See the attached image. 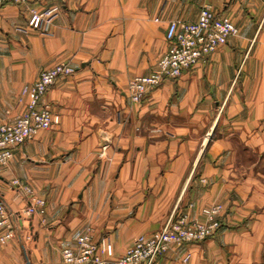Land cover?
<instances>
[{"label": "crops", "instance_id": "0c3cea01", "mask_svg": "<svg viewBox=\"0 0 264 264\" xmlns=\"http://www.w3.org/2000/svg\"><path fill=\"white\" fill-rule=\"evenodd\" d=\"M49 4L60 8L43 30L29 26L21 5L0 9V121L18 117L17 97L41 70L74 68L43 97L59 121L16 148L0 171V195L21 213L16 237L0 245V264H61L63 249L88 229L106 241L104 257H118L190 201L193 213L222 203L229 221L249 217V228L175 246L154 264H264V0ZM203 5L239 32L132 102L130 80L151 72L167 49L170 21L196 20ZM14 177L45 199V214L25 212L29 199Z\"/></svg>", "mask_w": 264, "mask_h": 264}, {"label": "built area", "instance_id": "2783aa9c", "mask_svg": "<svg viewBox=\"0 0 264 264\" xmlns=\"http://www.w3.org/2000/svg\"><path fill=\"white\" fill-rule=\"evenodd\" d=\"M34 0H0V9L8 2L27 3ZM60 6L47 8L42 14L33 10L30 25L44 29V16L48 19L58 12ZM239 28L229 16L219 14L211 5H203L196 20L170 21L166 38L169 46L159 57L154 68L147 74L135 75L129 83L128 92L132 102L143 101L147 92L161 84L166 78L178 79L186 68L206 62L211 54L227 43L231 35L237 34ZM74 68L68 62H60L43 69L38 78L23 88L29 96L26 111L14 121L0 122V171L7 166L14 156L16 148L32 139L40 130L49 129L59 121L50 108L42 102L48 88L62 76H70ZM107 144L101 148L103 156ZM11 185L24 192L29 199L25 212L45 214L46 201L35 194L34 189L19 179H11ZM193 203H190V207ZM224 207L215 204L203 207L202 218L191 215L189 210L171 216L157 231L141 233L133 243L117 258L103 257L101 251L106 249V241L97 242L88 229L78 238L76 247H66L62 251L61 264H154L157 257L167 252L172 244L198 241L212 235L222 225ZM21 215L12 211L0 195V245L16 237L14 219ZM188 253L184 260H188Z\"/></svg>", "mask_w": 264, "mask_h": 264}, {"label": "rangeland", "instance_id": "374dc122", "mask_svg": "<svg viewBox=\"0 0 264 264\" xmlns=\"http://www.w3.org/2000/svg\"><path fill=\"white\" fill-rule=\"evenodd\" d=\"M45 0H34V1H30V2H27V3H22V4H18V3H14V4H17V5H21L24 9H25V11L27 12V14H28V24H29V26H31L30 25V19L32 18V16H33V13H32V11L33 10H37V11H39V12H41L42 14H45V13H43V12H45L46 10H47V8H49V7H52V6H54V5H56V4H49V5H43V2H44ZM8 3H12V2H8ZM8 3H6V4H8ZM5 4V5H6ZM4 5V6H5ZM58 5V4H57ZM3 6V7H4ZM60 6V5H59ZM59 11V10H58ZM57 14H58V12H55L54 13V15H52L49 19H48V17H46V16H44V19H43V21H44V25L45 26H48L55 18H56V16H57ZM32 27V26H31ZM32 28H34V27H32ZM46 28V27H45ZM44 28V29H45ZM35 29H37V28H35ZM39 30H43V29H39ZM71 65V64H70ZM48 68V67H47ZM42 71V70H41ZM26 99V100H25ZM28 100H29V96L27 95V94H24V93H21L20 95H18V97H17V100H16V103L18 104V105H21V110L20 109H17L18 107H16V111L17 112H19V114H18V117L19 116H21L25 111H26V109H27V104H28ZM131 100V99H130ZM42 102H43V100H42ZM17 105V106H18ZM6 113H7V111H5ZM13 112V111H12ZM11 113V112H10ZM10 113H7V114H10ZM18 117H16V118H18ZM15 118V119H16ZM14 119V120H15ZM14 120H12V121H14ZM0 122H7V121H0ZM9 122V121H8ZM199 180L201 181V183H204V184H206V183H208V179L206 178V177H203V176H200L199 177ZM190 203H193V206H191L190 207ZM215 204H221V205H223L222 203H214V204H212V205H209V206H204V207H210V206H213V205H215ZM194 206H195V203L193 202V201H190L189 203H188V205L186 206V207H184V208H182L180 211H178L177 213H175V214H173V215H171V216H175V215H177L179 212H181V211H186V210H189L190 212H191V215H193V216H196V217H200V218H202V216H201V214H200V211H201V209L203 208V207H200L198 210H197V212H192V209L194 208ZM223 207H224V211H223V217H222V225L212 234V235H210V236H208V237H206L205 239H201V240H198V241H191V242H184V243H182V244H172L171 245V247H170V249L167 251V252H169L173 247H175V246H181V245H186V244H191V243H202V242H204V241H206L207 239H209V238H211V237H213L215 234H217L220 230H223V229H233V228H240V227H238V226H241V227H246V228H249V223L247 222L248 221V219H249V217H247V218H245L244 220H242L241 222H239V223H235V222H233V221H229L227 218H226V215H227V213H226V211L228 212V210H230V207H228V206H225V205H223ZM260 210H262L261 208H257L256 207V209H254L253 211H251L250 212V214H254V213H259L260 212ZM226 214V215H225ZM170 216V217H171ZM169 217V218H170ZM168 218V219H169ZM168 221V220H167ZM166 221V222H167ZM165 222V223H166ZM164 223V224H165ZM163 224V225H164ZM162 225V226H163ZM159 230V229H158ZM155 232V231H154ZM95 240V239H94ZM77 246V245H76ZM76 246H66V247H76ZM130 246V245H129ZM65 247V248H66ZM128 248V247H127ZM126 251V250H125ZM167 252H165V253H167ZM165 253L164 254H162V255H165ZM103 256V255H102ZM121 256V255H120ZM120 256H118V257H120ZM161 256V255H160ZM186 256V255H185ZM104 257V256H103ZM107 258V257H106ZM110 258H117V257H110ZM158 259V257L156 258V260ZM155 260V261H156ZM183 260H184V258H183ZM185 261V260H184ZM187 261V260H186Z\"/></svg>", "mask_w": 264, "mask_h": 264}]
</instances>
